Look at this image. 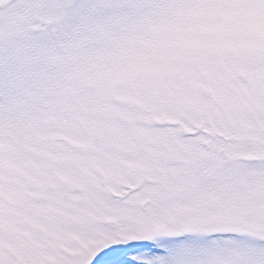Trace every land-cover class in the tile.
I'll list each match as a JSON object with an SVG mask.
<instances>
[{"label": "snow or ice", "instance_id": "obj_1", "mask_svg": "<svg viewBox=\"0 0 264 264\" xmlns=\"http://www.w3.org/2000/svg\"><path fill=\"white\" fill-rule=\"evenodd\" d=\"M0 264H264V0H0Z\"/></svg>", "mask_w": 264, "mask_h": 264}]
</instances>
